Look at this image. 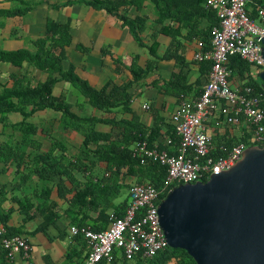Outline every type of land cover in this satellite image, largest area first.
Masks as SVG:
<instances>
[{
	"label": "crops",
	"instance_id": "crops-1",
	"mask_svg": "<svg viewBox=\"0 0 264 264\" xmlns=\"http://www.w3.org/2000/svg\"><path fill=\"white\" fill-rule=\"evenodd\" d=\"M93 1L0 0V50L34 52L36 39L46 34L48 19L67 23L71 38L64 47L63 69L71 66L81 79L96 89L108 82L127 85L125 92L129 99L125 101L119 97L114 106L97 108L63 78L54 83L53 97L63 98L76 115L98 118L94 125L96 131L110 133L111 139L122 143L129 141L131 148L140 134L136 131L140 130L146 136L148 132H157L153 143L174 151L175 146L164 141L171 137L173 130L170 116L183 99L198 96L208 80V61H197L194 54L209 47L211 27L217 19L215 12L206 6L205 0H169L168 4L167 0L156 3L142 0L139 5L121 6V12L127 17L144 19V26L139 30L142 41L139 42L118 16L96 7ZM132 62L142 68L150 62L152 69L135 80L130 70ZM22 74H27L31 86L45 81L48 76L46 71L26 60L20 66L0 60V89L12 86V75ZM175 74L182 79H176L177 83L170 86L168 83L173 81ZM232 79L238 81L240 78L234 76ZM144 104L148 107L143 108ZM26 111L29 114L27 121L35 125L36 131L33 138L27 140V146H23L26 150L24 163L17 166L13 160L0 161V199H4L1 207L5 214L9 212L6 225L1 220L0 225L25 236L31 250L29 257L17 253L8 264H85L87 241L82 235L72 234L70 227H80V221L84 222L83 226L91 228L107 227L109 212L126 201L128 188L135 182V177L120 174L117 179L119 190L108 184L106 201L90 198L88 201L97 202V206L86 209L74 206L69 213L75 191L91 179L95 182L103 176H110V171L97 155L81 153L84 135L81 131L63 127L60 111L52 107L33 109L32 105H28ZM23 119V113L18 110L6 113V123L0 114V143H23L22 131L11 126ZM112 119L120 124L113 126L108 122ZM124 126L127 137L123 136ZM206 129L213 135L215 144L228 141L227 138H239L246 131L242 126L217 127L213 118L206 122ZM33 142L38 145L31 144ZM47 152L54 160L65 156L67 160L79 159L84 166L82 169L72 165L67 167L62 177L55 176V181L45 186L49 196L43 205L51 202L57 217L42 228L44 217L39 207H43L44 198L39 194L45 189L33 167L36 154ZM124 187L127 188L126 196L118 200ZM29 204L32 206L27 217L24 210ZM122 263L123 259L118 256L112 263L100 261L96 264Z\"/></svg>",
	"mask_w": 264,
	"mask_h": 264
},
{
	"label": "built area",
	"instance_id": "built-area-1",
	"mask_svg": "<svg viewBox=\"0 0 264 264\" xmlns=\"http://www.w3.org/2000/svg\"><path fill=\"white\" fill-rule=\"evenodd\" d=\"M205 4L215 11L218 23L212 27L209 47L195 52L194 58L211 63L209 76L200 94L183 99L170 116L177 143L175 146L171 137L164 141L174 145L175 150L170 152L155 143L150 145L141 135L133 145V154L141 163L157 162L166 168L162 187L133 182L128 188L124 213L110 211L107 227L96 230L72 225L71 233L82 235L87 241L85 264L112 263L116 256L123 259L122 264L153 258L169 246L158 212L164 198L161 194L166 195L179 184L206 181L212 174L233 167L247 148L264 146V84L258 80L264 70V1L205 0ZM233 55L250 65L244 79L238 81L232 79L229 68ZM250 77L261 83L259 89L247 83ZM210 118L217 127L242 126L246 131L232 146L228 147L227 141L217 146L206 129ZM217 150L219 153L215 154ZM0 244L8 262L17 253L25 258L30 255L28 239L21 234L9 235L3 225H0Z\"/></svg>",
	"mask_w": 264,
	"mask_h": 264
},
{
	"label": "trees",
	"instance_id": "trees-1",
	"mask_svg": "<svg viewBox=\"0 0 264 264\" xmlns=\"http://www.w3.org/2000/svg\"><path fill=\"white\" fill-rule=\"evenodd\" d=\"M152 1L156 3L158 0ZM168 1L169 0L166 1V4H168ZM200 1L201 0H197V2ZM141 2L142 0H94L92 4L98 8L105 9L108 13L118 16L122 20L123 24L127 25L131 29L135 38L141 42L142 40L139 35V30H141L144 26V19L140 17L129 18L121 12V6H126L129 3H136L139 5ZM217 23L218 20L216 19L212 27ZM70 38L71 35L69 33L67 23H59L55 20L48 19L46 34L43 37L36 39L35 45L37 49L34 52L24 49L12 52L0 50V60L9 61L17 66H20L23 61L26 60L41 70L46 71L48 74L45 81L39 82L35 86L30 85L27 74L12 75V86H3V88L0 89L1 120L6 123V113L11 110H18L23 113L24 116V119L20 123L17 125H11L12 127H17L22 131L21 139L23 143H21V145H12L9 142L0 143V161L9 162L13 160L17 162V166L24 163L23 159L26 150L23 146H27V140L30 141L36 131L35 125L27 121V117L29 116L26 111L27 106L32 105L33 109L52 107L61 112L63 127L81 131L84 135L81 153H92L97 155L100 160L106 162V169L110 171V176H103L95 182L91 179L87 181L81 189L75 191L70 201L71 207L69 213H72V207L74 206H78L83 209L90 208L91 206H97V202L92 204L88 201L90 198L104 199L106 201L108 196L107 190L109 188L108 184H112L114 187H117V179L120 174H122V176H134L135 182H149L157 189H160L166 175V168L164 166L157 162L141 163L139 157L133 154V148L129 147V141L122 143L111 139L110 133L96 131L94 125L98 121V118L76 115L70 110L71 106L68 102L64 101L61 97H53L51 94L54 83L58 78H63L71 82L75 89H77L80 94L87 97L89 102L97 108L108 109L115 105L119 97L123 98L125 101L129 99V95L125 92L127 85L117 86L112 82H108L102 88L96 89L89 85L85 80L81 79L74 72L71 66L67 70L63 69L62 60L64 58V47L70 42ZM153 44L156 45V42H153ZM207 63L210 69L211 63L209 61ZM150 64L151 63L149 62L145 68H142L137 65L136 62H132L130 70L134 79H139L146 73L147 70L152 69ZM229 68L231 70V77L236 76L244 79V73L249 71L250 65L242 60L240 56L233 55L230 58ZM55 74L60 76L57 77ZM176 79L181 80L182 78H180V75L175 74L173 76V81L168 84H171L170 86L174 85V83H177ZM247 83L253 86L256 90L259 89L261 84L252 77L247 80ZM108 122L113 126L120 124V122L115 121L114 119ZM123 128V136L125 137L128 131L126 126ZM136 133H140L139 135L143 137L145 136L150 145L153 144V140L157 135V132L154 131L148 132L147 136L145 132L140 130L138 132L136 131ZM139 135L136 136V139ZM171 137L175 142L173 144L176 146L177 137L175 136L173 130ZM238 141L239 138H233L228 139L226 143L227 146L230 147ZM31 144H35L36 146L38 145L37 142H33ZM93 144L95 146L94 148H91V145ZM218 145L219 143L217 146ZM216 153H219V151L217 150L215 154ZM59 159L60 160L52 159L49 152L36 154L33 171L36 172L39 179L42 180L41 187L45 189L44 193L39 194V196L45 200H42L41 206L46 202V198L49 196L48 188H45L48 182L55 181V176L62 177L64 172H66V168L71 165L79 169H82L84 166V163L79 159L72 161L70 158L67 160L65 159V156H62ZM117 188V190H119V187ZM117 190L116 193L118 192ZM162 197H165V192L161 194V198ZM3 200L4 199H0V220L4 225H6L9 212H7V214L4 213L1 207ZM126 202L127 199L117 206V209L115 210L117 214L122 215L124 213ZM31 206L32 205L30 204L29 206L27 205L28 208L24 210L27 217L30 216L29 210ZM104 209H102L103 212ZM39 211L44 217L42 228L50 223H53L57 217L51 202L50 204L43 205V207H39ZM102 211L99 210V212ZM83 224L84 222L80 221V227H82ZM93 229L99 230V228ZM7 230L9 235L19 234L18 231L14 229L7 228ZM116 258H118V256H116ZM172 258H176L175 264H196L193 258L189 256L185 250L171 248L169 246L159 251L153 258L136 259L135 264H168L167 262ZM8 263L5 251L0 244V264Z\"/></svg>",
	"mask_w": 264,
	"mask_h": 264
},
{
	"label": "water",
	"instance_id": "water-1",
	"mask_svg": "<svg viewBox=\"0 0 264 264\" xmlns=\"http://www.w3.org/2000/svg\"><path fill=\"white\" fill-rule=\"evenodd\" d=\"M158 212L169 247L196 264H264V146L206 181L174 186Z\"/></svg>",
	"mask_w": 264,
	"mask_h": 264
},
{
	"label": "rangeland",
	"instance_id": "rangeland-1",
	"mask_svg": "<svg viewBox=\"0 0 264 264\" xmlns=\"http://www.w3.org/2000/svg\"><path fill=\"white\" fill-rule=\"evenodd\" d=\"M258 80H260V79L258 78ZM126 193H127V188L124 187V188L121 190V192H120V194H119V196H118V200H122V199H124L125 196H126ZM167 263H168V264H175V263H176V258H172V259L169 260Z\"/></svg>",
	"mask_w": 264,
	"mask_h": 264
}]
</instances>
